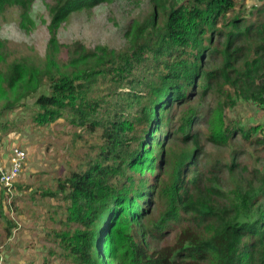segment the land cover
<instances>
[{
	"label": "trees",
	"instance_id": "trees-1",
	"mask_svg": "<svg viewBox=\"0 0 264 264\" xmlns=\"http://www.w3.org/2000/svg\"><path fill=\"white\" fill-rule=\"evenodd\" d=\"M35 2L0 0V15L21 8L28 31ZM107 2L53 0L47 71L0 64V95L35 107L37 125L66 120L100 141L85 167L41 193L61 215L47 237L73 264H264V174L255 186L241 173L234 196L222 187L245 153L237 138L264 147L263 125L227 116L240 101L264 109V5L250 21L237 0H165L130 28L125 49L59 42L73 14ZM60 49L63 66L51 56ZM205 142L230 147V158L207 160ZM10 198L0 185L8 237L18 228Z\"/></svg>",
	"mask_w": 264,
	"mask_h": 264
},
{
	"label": "rangeland",
	"instance_id": "rangeland-1",
	"mask_svg": "<svg viewBox=\"0 0 264 264\" xmlns=\"http://www.w3.org/2000/svg\"><path fill=\"white\" fill-rule=\"evenodd\" d=\"M165 0H108L95 8L73 14L59 29V42L71 46L81 42L89 48L105 45L109 48L122 50L129 45L128 31L134 24L145 22L153 10ZM236 11H241L250 21L256 20V7H262L264 1L237 0ZM53 0H36L30 10L34 25L26 31L21 27L22 9L8 8L0 15V64L10 65L15 61H26L36 66L41 72L48 69V42L50 39L48 26L51 21L50 6ZM249 13H253L249 15ZM233 13L231 14V16ZM222 30L229 37L232 29ZM217 43V39H216ZM54 59L63 66L67 62L68 52L60 49ZM222 59L214 62L220 66ZM16 92L7 90L0 95V145L9 151L12 146H20L27 153L28 159L23 172L13 186L15 198H10L4 206L10 219L23 213L28 219L21 223V235L26 239L23 245L32 248V254L43 256V261H26L27 264H73L62 257V250L47 237L54 227L59 228L55 220L61 215L55 214L57 204L51 198H44L42 192H56L58 181L66 179L71 172L80 170L95 157L100 141L83 130L73 127L66 120H59L51 126L41 127L34 122L35 107H22L16 102ZM218 94L208 97L205 104L218 101ZM34 98L29 99L33 103ZM16 102V103H15ZM24 103V102H22ZM264 109L252 102L240 101L234 109L227 110L229 120L239 119L244 125L263 124ZM264 125V124H263ZM245 150L242 158H238L240 167L234 173H226L222 187L226 193L232 194L241 173L260 186V175L264 174V147L257 144H245L241 138L235 140ZM205 158H230V147H217L206 143ZM4 149V150H5ZM89 161V162H88ZM248 169L245 170L244 168ZM258 175V178L256 177ZM39 194H36V192ZM264 203V194L259 197ZM14 201V202H13ZM13 202V203H12ZM13 204L9 206V204ZM15 205V206H14ZM14 221H16L14 219ZM0 231L6 232V224L0 225ZM36 248L38 250H36ZM53 253V254H51ZM25 262H22L23 264Z\"/></svg>",
	"mask_w": 264,
	"mask_h": 264
},
{
	"label": "crops",
	"instance_id": "crops-1",
	"mask_svg": "<svg viewBox=\"0 0 264 264\" xmlns=\"http://www.w3.org/2000/svg\"><path fill=\"white\" fill-rule=\"evenodd\" d=\"M263 124L257 123L255 125ZM25 215L26 214L23 213L17 218L13 217L18 223V228L14 230L11 237H8L6 232L2 233L0 231V264H21L22 262H25L23 264H27L26 261L29 260L34 261L35 263H37V261H42L43 256H40L39 254L37 257V255L32 254V252H34L32 248H26V245L25 247L23 245L26 243L24 240L26 239V236L21 235V223L27 222L28 219ZM36 250L38 249L36 248Z\"/></svg>",
	"mask_w": 264,
	"mask_h": 264
},
{
	"label": "built area",
	"instance_id": "built-area-1",
	"mask_svg": "<svg viewBox=\"0 0 264 264\" xmlns=\"http://www.w3.org/2000/svg\"><path fill=\"white\" fill-rule=\"evenodd\" d=\"M0 145V185L8 194H13V186L21 176L28 156L20 146H12L9 151Z\"/></svg>",
	"mask_w": 264,
	"mask_h": 264
}]
</instances>
